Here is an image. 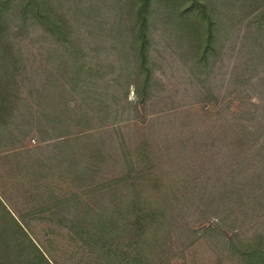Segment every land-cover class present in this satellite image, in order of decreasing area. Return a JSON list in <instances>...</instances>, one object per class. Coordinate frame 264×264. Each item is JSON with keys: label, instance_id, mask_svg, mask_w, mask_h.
Segmentation results:
<instances>
[{"label": "trees", "instance_id": "obj_1", "mask_svg": "<svg viewBox=\"0 0 264 264\" xmlns=\"http://www.w3.org/2000/svg\"><path fill=\"white\" fill-rule=\"evenodd\" d=\"M107 1L72 7L62 0H0V264H56L55 254L35 237L40 223L47 225V235L68 230L82 252L81 261L99 248L104 264H133L110 237L132 233L136 238L128 244L138 248L134 264H153L145 261L147 255L154 248L160 255L168 252V240L173 242L170 251L176 242L190 250L214 231L227 205L248 208L249 196L252 208L264 205V160L253 163L249 155L264 152V143L250 148L258 132L230 121L218 124L216 148L220 155L225 152L226 162L216 164L217 170L208 164L211 171L203 173L180 171L186 154L209 144L191 132L190 141L170 152L166 127L157 132L171 114H147L157 84L151 27L159 9H171L168 20L179 38L188 39L203 81L209 82L214 68L223 67L232 29L243 33L242 50L248 48L244 68L264 65V0H216V7L211 0H112L111 6ZM108 7L112 20L105 18ZM77 24L109 39V55L117 60L101 56L100 44L87 45ZM27 42L47 45L39 50L46 62L27 65ZM211 95L203 101L209 102ZM221 105L216 95L218 115ZM251 164L257 172L242 186L235 178ZM105 169H113L111 178H100ZM204 183H215L216 195ZM101 191L112 194L111 199L104 193L96 206L86 202L85 197ZM215 198L221 203L215 205ZM108 202L114 210L101 208ZM213 208L217 222L210 225L205 217ZM104 211L115 213L122 226L114 217L105 219ZM205 222L208 227L199 234L195 226ZM231 243L250 263L264 264V231L243 244Z\"/></svg>", "mask_w": 264, "mask_h": 264}, {"label": "rangeland", "instance_id": "obj_2", "mask_svg": "<svg viewBox=\"0 0 264 264\" xmlns=\"http://www.w3.org/2000/svg\"><path fill=\"white\" fill-rule=\"evenodd\" d=\"M62 1L66 3L70 2L67 6L73 3L72 7L82 5L84 7L87 6L89 0H85L84 2L81 0ZM211 1L215 3L216 7V0ZM112 4V0L107 1L108 6ZM159 10L161 13L157 12L154 15L151 27V60L154 66V77L157 84L154 87V96L148 103L147 114H149L151 118L166 112L171 114L172 118L169 117L171 118L170 120L166 118L162 120L163 124L161 123L157 132L158 134L162 127L163 129L166 127L165 132H163L165 133L167 144L172 145V147H168L170 152L172 149H176V146H178L180 142L190 141L189 137L192 135L191 132H196L197 139L209 144L203 146L202 149L198 151L194 150V152L188 153V155L186 154L185 156H188L187 160L179 161L180 171L185 169L186 171L196 170L197 172L203 173L205 170L211 171L212 168L217 170L216 164L220 165L226 162L224 157L226 154L222 152L220 155V149L216 148V125L227 124L228 121H230V124H235L239 127H242V124L247 125L248 130L246 131L258 132L256 140H252L250 148L252 146L254 149H257L264 143V65L257 68L251 65V67H249L250 70L244 68L247 65L248 48L242 50L241 36L243 33L238 32L236 29H232L229 34L231 39L227 40L226 43L227 54L223 59L224 63L221 71L219 69L216 71L215 67L210 76V81H203L204 76L201 74L203 71L196 65V57L189 46L190 43L187 41L188 39L179 38L176 26L172 21L168 20L167 16L171 9L162 7ZM111 11V8L107 9L105 13L106 19H114V15L109 13ZM77 27L82 34L86 35L88 41L87 45L90 44L89 46L93 48L100 44V47H102V51H100L101 56H110L111 60H117L115 56L109 55L112 54V51L109 49V46H111L109 39H103L98 36L95 37V35L87 31L82 24H77ZM38 35H41V33ZM27 43L29 44L28 47H30L28 51L26 50L25 52L27 65L30 66L35 64L34 66L38 67L41 62H46L42 56L39 55V50L42 48V45L43 47L47 45L43 42L41 43L42 45L35 44L33 46H31L29 42ZM27 43H24V45ZM104 48H108V50L106 51ZM94 54L92 53L93 56ZM236 66H240V68L235 70ZM36 76L39 77V74H36ZM216 76L219 77L217 91ZM36 80H38L37 85H40V78H36ZM210 92L212 93L211 96H213L210 101H203L205 100L204 97L209 95ZM216 95L220 99L222 104L221 107L224 108L223 112L219 115L216 114ZM131 99H136L133 90L131 91ZM71 105H75L74 102H72ZM164 121H166L165 124ZM173 123L178 129L177 132L173 131ZM229 143H231V140ZM228 147H232V145L229 144ZM243 148L244 147H242V149ZM174 153H176V150ZM249 155L252 159L254 158L253 163L264 160V152H254ZM191 160H193V162ZM208 164H213L211 169L207 167ZM164 166L168 168L170 162H167ZM250 166L248 171L242 169L245 167L239 169L243 173V176H238L235 180L239 181L241 185L245 184L244 179L253 177L257 172L256 166L253 164ZM113 173V169H105V173L101 175L100 178H111ZM214 184L204 183L201 185L203 187H214L216 195V184L215 186ZM123 190L124 189H119L118 191L122 192ZM125 192L126 191H124V193ZM151 192L152 191L148 189L147 194L152 195L153 192ZM104 193H108L110 200L112 194L102 191L99 192L100 195L98 196L95 194L90 197H85V200L87 199L86 202H89V204L91 203L94 207L96 206L95 203H99L98 200L104 196ZM250 199L251 196H249V199L245 200L246 204H244V206L248 208H241L238 206L231 208V206L228 207L227 205L226 208L222 210V217H224V220L219 218V226H216L214 231L198 239L196 245L190 246V250H183V246L179 242H176L175 245H177V247L175 251H170L173 242L168 240L166 244L167 248L170 247L168 252H163L160 255L156 250L157 248H154L152 255H147L145 261L153 264H252L249 261V256L240 255L239 251L235 248L232 249L230 246V244H232L231 240L233 244L240 245L253 239L256 234L264 231V205H256V207L252 208L253 203L249 202ZM210 200L211 199H207L206 201ZM212 201H214L215 205L221 203L219 198H215ZM229 203L231 202H228V204ZM101 208H104L103 210L107 208H109V210H114L112 203L109 202L106 206L101 205ZM97 210L99 211L100 209ZM104 212L105 219L114 217L116 223L122 226L123 221L121 218L115 216V213L108 214L106 211ZM208 214L209 215L205 217L208 218L207 222H209L210 225L216 223V209L213 208L211 212L208 209ZM162 221L163 218L159 219L157 224H160ZM207 222L202 223L206 225L197 223L195 228L200 230L199 234L208 227ZM46 228L47 225L45 223L38 224V226L34 228L35 237L42 244L46 245L49 251L55 254L54 256L57 260L56 264H104L100 260L101 250L99 248L92 249V251L89 250V253L92 254L90 256L91 258L89 257L81 261L82 252L81 250L80 254L77 252V244L68 236V230L60 229L57 235L51 236L46 234ZM216 229L218 230L216 231ZM236 232L240 233L239 239L234 237ZM110 237L113 246H120L121 252L127 254V260L133 264L136 263V260L133 261V258L138 248L137 246L128 244L129 241L133 242L132 240L135 239L136 236L132 233L117 234L115 232ZM78 244H80V242H78ZM191 244L195 243L191 242ZM154 247H157V245H154ZM72 251L73 254L75 252L78 254L71 255ZM165 251L167 250L165 249ZM141 260L143 261L142 258ZM109 264H114V262Z\"/></svg>", "mask_w": 264, "mask_h": 264}]
</instances>
